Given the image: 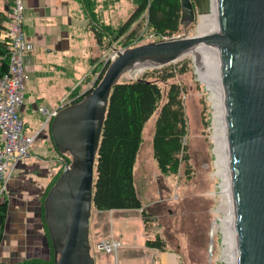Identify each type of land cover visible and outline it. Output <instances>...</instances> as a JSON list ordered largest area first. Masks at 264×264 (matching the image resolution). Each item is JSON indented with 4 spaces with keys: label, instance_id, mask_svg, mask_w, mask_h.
<instances>
[{
    "label": "water",
    "instance_id": "1",
    "mask_svg": "<svg viewBox=\"0 0 264 264\" xmlns=\"http://www.w3.org/2000/svg\"><path fill=\"white\" fill-rule=\"evenodd\" d=\"M218 30L118 49L100 82L53 116L50 136L67 165L44 199L54 264H95L90 244L95 160L112 87L124 73L170 63L206 43L218 50L228 130L239 264H264V0H216ZM181 23L196 17L181 0Z\"/></svg>",
    "mask_w": 264,
    "mask_h": 264
},
{
    "label": "rangeland",
    "instance_id": "2",
    "mask_svg": "<svg viewBox=\"0 0 264 264\" xmlns=\"http://www.w3.org/2000/svg\"><path fill=\"white\" fill-rule=\"evenodd\" d=\"M116 1L119 4L114 0H104L103 9H101L103 14L99 10L98 12L104 22L118 29L135 11L137 3L136 0ZM195 3V19L188 25L181 24L180 29L172 36L197 35L198 22L202 20V14L212 12V0H199V3L198 0H195ZM85 15L89 25V13L87 15L85 11ZM87 35L90 45L93 42L92 37L89 33ZM167 37L154 36V33L147 28V13H143L122 36L113 40L110 38L105 40L106 47L102 46L103 51L97 57V63L87 75V88L95 87L97 82H100L101 76L104 74L103 70L107 67L108 61L106 62L104 59L107 54L114 53L115 49H125L153 40L167 39ZM181 68H184L185 71H179ZM172 70L176 71L174 77L167 81L159 79ZM146 72H149L151 79L159 81L164 96L171 82H178L186 87L183 99L189 124L186 143L190 158L181 164L178 173L161 174L153 156L152 140L155 119L158 114L156 111L145 123L143 142L140 145L134 167L138 195L142 200L143 207L148 211V226H145V230L140 211L136 209L114 210L110 211L111 213L109 211L91 213L89 236L95 264H146L152 259L155 260V254H152L151 251L156 249H147L144 242L149 235L156 237L157 234L166 244V250L155 251L157 256H161L164 264H227L224 259L225 232L219 223L221 221L220 214H222L218 211L222 179L215 173L217 156L215 154L216 141L213 138L215 107L212 91L198 75L191 53L160 66L159 69L141 70L136 76L146 74ZM155 75H159V78L158 76L154 77ZM131 77L135 76L124 73L120 80ZM65 154L71 156L68 152ZM62 158L60 166L65 161L66 155H63ZM45 193L46 191L39 201V205L35 204L33 198L24 204L25 207H29L27 208L28 218L38 217V221H41L38 225L34 224L35 231H28L27 240L30 243L27 240L21 243L22 252H24L22 260L29 258L54 259V250L51 247V239L44 218ZM116 214L122 218L117 217ZM39 225L41 226L39 227ZM106 234L110 236H105ZM103 235L122 240V244L116 252L108 253L96 248L98 241L105 238H100ZM44 241L46 242L44 243ZM167 254H173L174 259L172 261L167 259ZM2 262L9 263L10 261L2 260Z\"/></svg>",
    "mask_w": 264,
    "mask_h": 264
},
{
    "label": "trees",
    "instance_id": "3",
    "mask_svg": "<svg viewBox=\"0 0 264 264\" xmlns=\"http://www.w3.org/2000/svg\"><path fill=\"white\" fill-rule=\"evenodd\" d=\"M79 1L86 14L89 13L90 26L88 25V29L93 34L101 52L106 39L113 40L122 36L129 26L145 12L147 13V28L156 37L172 38L182 24L181 0H136L135 11L118 29L102 20L97 9V0ZM191 1L195 8V0ZM5 19L6 17L0 13V31L7 29L3 24ZM9 45V39L2 37L0 33V77L8 72ZM98 56L95 57V61H98ZM154 69H159V67ZM179 71L184 72L185 69L181 68ZM143 74L120 80L112 87L95 160L92 213L121 209L140 210L145 229V226H148V211L143 207L138 195L134 167L140 145L143 142L145 123L156 111L158 114L152 140L153 156L161 174L178 173L181 164L188 161L190 155L186 143L189 124L183 99L186 87L178 82H171L164 96L159 81L151 79L149 72ZM175 74L176 71L172 70L160 78L159 75L154 77L158 76L161 81H167ZM92 89L93 87L87 89L83 94H79V89L74 90L71 93V99L80 96L76 97L72 103L80 101ZM25 127L27 129L26 122ZM57 152L61 158L63 155H66V158L53 174L45 194L48 193L49 188L65 166L71 163V156L58 150ZM8 205L9 201L6 196L0 199V239L4 232ZM144 244L146 247L156 248L159 251L166 250V244L158 234L156 237L151 235L146 237ZM0 264H54V259L29 258L19 262L0 261Z\"/></svg>",
    "mask_w": 264,
    "mask_h": 264
},
{
    "label": "crops",
    "instance_id": "4",
    "mask_svg": "<svg viewBox=\"0 0 264 264\" xmlns=\"http://www.w3.org/2000/svg\"><path fill=\"white\" fill-rule=\"evenodd\" d=\"M114 1L119 4L118 1ZM23 2L24 29L34 47L24 55L29 78L21 113L27 130L39 133L29 156L16 163L8 182L9 208L0 239V261L10 262L24 258L21 243L27 240L28 231H35L34 224L38 225L41 221H38V217L29 219L27 213L29 207H25L24 204L33 198L35 204L39 205L62 161L50 136L49 126L44 124V115L39 108L46 106L60 109L71 100L70 96L74 90L79 89V94L85 92L88 89L87 75L97 63L95 57L102 53L88 29V20L79 0H23ZM103 3L104 0H97V9L101 13ZM9 9L10 0H0V13L6 17L4 25ZM0 33L3 36L2 31ZM87 33L92 37L93 42L90 45ZM116 216L121 217L119 214ZM155 251H151L155 254V260L152 259L146 264H164L161 256H157Z\"/></svg>",
    "mask_w": 264,
    "mask_h": 264
},
{
    "label": "built area",
    "instance_id": "5",
    "mask_svg": "<svg viewBox=\"0 0 264 264\" xmlns=\"http://www.w3.org/2000/svg\"><path fill=\"white\" fill-rule=\"evenodd\" d=\"M24 7L23 0H10L7 29L2 30V37L9 39L10 54L8 72L0 77V199L7 197L8 182L13 168L18 161L29 156L30 149L39 133L38 131L31 133L26 129L21 113L29 78L24 55L34 47L24 29ZM117 50L107 54L105 61L109 63L113 60ZM39 110L44 115V124L47 125L59 108L41 106ZM121 244L122 240L119 238L105 237L98 241L96 248L111 253L116 252Z\"/></svg>",
    "mask_w": 264,
    "mask_h": 264
},
{
    "label": "bare ground",
    "instance_id": "6",
    "mask_svg": "<svg viewBox=\"0 0 264 264\" xmlns=\"http://www.w3.org/2000/svg\"><path fill=\"white\" fill-rule=\"evenodd\" d=\"M198 35L212 34L218 30V14L216 0H212V12L202 14V20L198 22ZM148 31V30H147ZM194 57L198 75L212 91L214 98V128L213 135L216 141L215 164L216 171L222 182L220 184L221 201L218 211L221 221L219 223L224 233V259L227 264H239L238 239L235 220V208L232 196L231 171L228 150V130L225 109V93L223 74L219 61L218 50L209 44L202 43L190 51ZM175 61V60H174ZM167 259H174L173 254H167ZM165 261V260H164Z\"/></svg>",
    "mask_w": 264,
    "mask_h": 264
},
{
    "label": "clouds",
    "instance_id": "7",
    "mask_svg": "<svg viewBox=\"0 0 264 264\" xmlns=\"http://www.w3.org/2000/svg\"><path fill=\"white\" fill-rule=\"evenodd\" d=\"M93 88H94V87H93ZM83 93H84V92H83ZM83 93H82V94H83ZM69 103H72V99L68 101V104H69ZM64 105H65V104H64Z\"/></svg>",
    "mask_w": 264,
    "mask_h": 264
}]
</instances>
